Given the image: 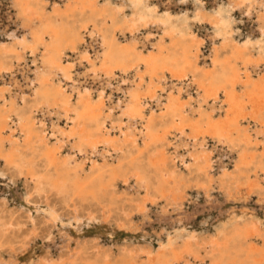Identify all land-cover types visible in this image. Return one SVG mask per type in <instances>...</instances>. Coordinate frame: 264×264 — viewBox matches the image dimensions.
I'll use <instances>...</instances> for the list:
<instances>
[{
  "label": "bare ground",
  "instance_id": "1",
  "mask_svg": "<svg viewBox=\"0 0 264 264\" xmlns=\"http://www.w3.org/2000/svg\"><path fill=\"white\" fill-rule=\"evenodd\" d=\"M175 1L191 7L176 14L170 8ZM205 2L168 0L159 9L153 0H0V161L32 181L38 194L52 190L65 203L107 195L114 200L117 177L123 185L134 177L147 195L137 204L143 219L151 216L150 193L177 204L156 208L157 222L171 210L184 213L187 205L211 207L212 190L219 188L225 204L244 201V211H229L212 223L210 238H201L198 247L217 253L209 255V264H264V233L249 209L250 197L264 194V0H213L210 9ZM235 13L256 25L239 31ZM68 15L78 25L61 26ZM153 29L161 31L159 37ZM207 45L211 60L204 54ZM17 72L31 92L29 102L14 80ZM89 82L97 85L95 91ZM116 92L124 98L114 102ZM38 112L49 123L40 118L36 125ZM209 140L226 143L227 152L238 153L237 163L229 167L225 151L214 158ZM146 148L151 154L146 151L145 163ZM191 164L204 181H197L200 191L189 199L182 168ZM22 202L28 205V198ZM45 217L56 225L54 210ZM171 222L157 234L154 248L143 244L147 235L141 226L131 234L139 242L116 259L97 251L83 257L74 250L65 263H42L181 264L191 253L190 242L199 238L186 230V217L178 225ZM80 226L77 221L75 236ZM33 254L19 260L18 253H0V264H31ZM193 257L198 259L186 264H204L203 257Z\"/></svg>",
  "mask_w": 264,
  "mask_h": 264
},
{
  "label": "rangeland",
  "instance_id": "2",
  "mask_svg": "<svg viewBox=\"0 0 264 264\" xmlns=\"http://www.w3.org/2000/svg\"><path fill=\"white\" fill-rule=\"evenodd\" d=\"M205 1L206 7L210 9L213 0ZM167 2L168 0H153L154 4L156 3L159 5V9H162ZM170 6L171 11L175 12L176 14H181L186 10H189L191 7V5H185L184 3H180L179 1H175V3L170 4ZM6 8V6L5 8L3 7V10ZM126 9L129 10L128 7ZM3 10L1 14H3ZM67 17L68 21L70 20L69 23L67 22ZM234 17L236 18V29H238L239 31L241 30V32L243 33L246 32V29L250 25H256L254 20H248L246 17L240 18L237 13L234 14ZM75 18L76 17L73 18L72 15L66 16L61 26L66 23L68 25H70L71 23V26L78 25V23L75 21ZM240 19H242L243 21L239 22ZM142 32V35L147 33L146 31ZM151 32L156 38L160 36L161 31L153 29V31L151 30ZM203 34H205V31L203 32ZM204 38L208 40V37L205 36ZM217 44H219L217 45L219 53H223L224 48L221 47L220 41H217ZM93 53L94 52L92 50V54ZM209 53L210 51L207 45V47L204 49V54L207 56V60H211L208 57ZM74 56L76 55L74 54ZM218 66L219 63H216L215 67L218 68ZM78 67L79 65L77 64L75 68L79 69ZM15 77L16 78L14 80H16V83L21 84L22 88H25L24 92L22 93H25L24 95L27 97V101L29 102V100L32 98V95L31 92L28 91L23 84L24 80L21 74L17 72V75ZM80 80L82 81L83 79ZM87 86L91 87V90L93 91H95L97 88V85L94 83L91 84V82L87 83ZM123 86V88H125L127 87V84H123ZM14 90H16V88H14ZM190 90L193 96H197L193 86L190 88ZM121 96V93L119 94L116 92L113 95V101L116 102L118 99L124 98L123 96ZM17 99L19 104L21 103L19 105V108H22L24 104L20 101L21 98ZM219 105L220 103H217V105H215L216 112L218 111L217 107H219ZM152 107L154 106L152 105ZM40 118H44L46 123H49L48 116L45 115L44 117H42V115L38 112L36 113L34 119L36 121V125L40 124L38 122V119ZM61 124H63L62 121ZM251 126L255 127L253 123H251ZM208 147L214 149V158L218 156L220 152L225 151L227 154L223 157L224 162L226 161L228 166L231 168L233 164L237 163V160L239 159V155L235 151L227 152L228 147L226 143H215V141L209 140ZM67 151L68 146H65L63 148V153H66ZM146 151L149 152L147 153L149 154V156L151 154L150 148H146L144 150V155L142 154V158L144 157L142 159V162L144 161L145 163L149 160ZM126 153L127 152L124 153L123 157V161L125 162V164L129 159V154L126 155ZM118 157L119 155L115 156L114 160H111L112 163L114 162V166H117L119 163ZM262 160L264 163L263 156ZM186 163H190V160H187ZM90 165L91 163L87 164L86 168L89 169ZM251 166L252 167L250 169V173L252 174L254 171V167L253 165ZM190 167V169L188 167L187 169H185L186 167L182 168V181L184 183L183 189L187 190V198L189 197V199L194 198L195 195H198V191H200L196 186L197 181L201 182L202 178L204 181V177L202 176V174L200 175V173L197 172L198 170L196 171V167L192 164L190 165ZM126 170L127 169H125L123 173H125ZM129 171L130 170L125 173L126 176H132L133 173L130 174L131 171ZM242 174L243 173L241 172V178L243 181L244 178ZM217 175L219 174H216V176ZM122 176H124V174H122ZM120 179L121 177H117L118 184L116 187L117 190L114 195V200H112L111 196L107 195L102 196L99 200H94L92 198L90 199L88 197L86 198V200L74 198L73 201L68 200V203L66 202V204L65 200H63L64 198H62L59 194L55 193L52 190H45L38 194L33 188L32 181L26 179L22 174L19 175L15 169H13L9 165H6L4 161H0V231L3 232V235H1L0 237V253H18L19 260H23L28 255V253H34L31 264H43V261L50 260L54 261L55 263H65L69 260L68 258L71 257L74 250H78V252L83 257L85 254L91 255L93 257L98 252L107 254L109 253V255L113 257V259H116L121 253L129 252V248L139 242L136 237L131 235L132 230L135 231L134 233H137V228L143 226L144 231L146 230L144 233L145 235H147L146 242H143V244L146 246L151 245L152 248H154V246L157 247V245L159 244V242L157 241V234L161 233L164 227L167 228V223H170L172 221L171 224L178 225L179 220L186 217L188 221L186 230L196 234L195 237L199 238V242L196 243L194 240L190 242L191 244H189V247L192 250L190 248H188V250H191V253H186L187 255H184L185 260L183 259V261H181V264H186V261L188 259H198V257H193L194 254H197L199 257H203L204 264H209L211 261V257H209V255L217 253L207 252L209 250H206V248L204 247L202 248V246L198 247L203 241L201 240V238L206 236V241L210 238L209 234L213 230L212 223H217L223 215H225L229 211L231 213H236V215H240L241 213H243L245 208L244 201H235L237 203H233L229 200L228 203L225 204V191L220 192L221 190L219 188H216L212 190L211 197L213 199V202L210 205L211 207L206 205L207 210L202 209L201 205L196 207L191 204L187 205V209L186 211H184V213L179 214L175 210H171V212L165 216V221L157 222L156 216L153 213L156 208L160 209V206L164 208L165 206H167L168 208H172L173 206L176 207L177 204L173 203V205H171L168 203L169 200L162 198L158 193H156L155 195H152L150 193L151 196H148L150 199L146 201V206L151 207V216L149 218L151 220H149L148 218L143 219L138 212L139 210L137 208V204L138 202H141L146 194L144 187H139L137 185V180L134 177H130L128 185H123V183L119 181ZM23 198H28V205L22 202ZM151 199H155L156 203H152ZM199 200L200 202L203 201L202 195L200 194ZM249 201V209L254 211L256 216L259 218L261 228L264 233V194L259 195L254 193L250 197ZM51 209L54 210L58 215V219L55 221V226L52 225V221L50 219L46 220L45 217V212H48ZM242 219L243 218H240L239 220L241 221ZM142 220H144V222ZM167 220H169L170 222H168ZM77 221L81 222V226L80 231L75 236L76 232L73 230V227L77 225ZM70 223L72 226L69 225ZM177 229L179 230L178 227L176 228V230ZM100 230L102 231L101 237L99 239L100 243L96 244V235ZM70 234L72 235V238L67 241V236ZM150 240L151 244L149 243ZM193 242L194 244H192ZM67 243H69L70 245L69 248L65 246Z\"/></svg>",
  "mask_w": 264,
  "mask_h": 264
}]
</instances>
